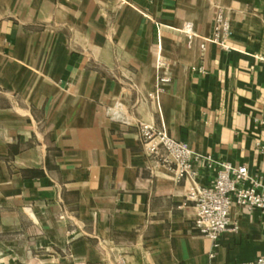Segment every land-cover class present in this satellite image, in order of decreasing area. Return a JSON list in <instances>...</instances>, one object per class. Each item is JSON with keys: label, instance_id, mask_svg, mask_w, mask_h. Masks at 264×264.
Segmentation results:
<instances>
[{"label": "crops", "instance_id": "1", "mask_svg": "<svg viewBox=\"0 0 264 264\" xmlns=\"http://www.w3.org/2000/svg\"><path fill=\"white\" fill-rule=\"evenodd\" d=\"M230 20L228 49L181 30ZM161 58L169 77L159 82ZM264 173V0H0V264H241L264 213L233 204L213 248L135 124ZM210 252L214 256L210 257Z\"/></svg>", "mask_w": 264, "mask_h": 264}, {"label": "built area", "instance_id": "2", "mask_svg": "<svg viewBox=\"0 0 264 264\" xmlns=\"http://www.w3.org/2000/svg\"><path fill=\"white\" fill-rule=\"evenodd\" d=\"M181 30L186 34L189 45L195 37L199 38L201 51L206 49L207 44L229 48L227 41L230 20L223 8H217L212 31L208 36H198L190 23H185ZM157 67L162 73L159 75V82H168L169 77L163 71L166 64L160 57ZM135 126L147 154L157 155L161 148L166 151V160L174 165L177 178L195 175L194 164L197 162L207 169L216 168L218 164L210 185L195 184L185 194V199L192 202L195 208L192 227L211 240L213 248L218 246L219 237L224 231H235L238 228L235 222H230L233 204L236 203L249 211L259 210L264 213V173H250L246 164L234 165L229 161L217 162L210 155L199 156L185 142L173 138L166 130L157 129L152 124L138 121ZM209 255L213 257L214 252ZM118 264L127 263L121 259ZM241 264H264V254Z\"/></svg>", "mask_w": 264, "mask_h": 264}]
</instances>
